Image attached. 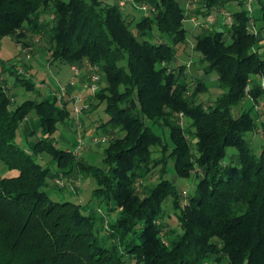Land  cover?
<instances>
[{
	"label": "trees",
	"instance_id": "trees-1",
	"mask_svg": "<svg viewBox=\"0 0 264 264\" xmlns=\"http://www.w3.org/2000/svg\"><path fill=\"white\" fill-rule=\"evenodd\" d=\"M134 1L154 9L133 30L119 4L104 0H0V39L31 51L44 42L51 64L98 67L106 85L93 97L108 115L100 128L109 136L99 165L58 146L51 135L73 119L69 94L58 100L53 90L12 107L14 86L37 88L13 63L3 65L15 78L0 80V161L18 172L0 174V264H264V123L255 152L245 137L256 128L251 110L231 112L249 79V96H264L254 82L264 76V0L253 2L257 35L247 29L244 0H196L191 11L184 0ZM230 2L240 8L229 9L226 29L218 21L194 35V61L202 72H215L223 89L204 105L196 100L207 89L204 80L188 81L185 63L173 64L176 45L187 43L184 19ZM154 26L156 42L145 38ZM30 112L47 138L25 147L15 138ZM44 155L55 169L39 161ZM170 166L178 178L196 179L184 207L180 188L166 176ZM153 169L155 184L146 181ZM78 173L96 181L97 204L50 198L45 188H59L57 176ZM166 203L178 210V230H163Z\"/></svg>",
	"mask_w": 264,
	"mask_h": 264
},
{
	"label": "rangeland",
	"instance_id": "rangeland-1",
	"mask_svg": "<svg viewBox=\"0 0 264 264\" xmlns=\"http://www.w3.org/2000/svg\"><path fill=\"white\" fill-rule=\"evenodd\" d=\"M109 4H119L121 9L124 11L128 20H132L130 27L134 30V22L139 20L147 11H144L138 7L139 3L134 0H130L125 2L123 5H120V0H104ZM145 4H151L149 2H145ZM241 6V5H240ZM238 9L240 8L237 4L232 2L228 3L226 6V10L229 9ZM231 11V10H229ZM197 16V15H196ZM198 21H204L205 16H197ZM221 21L226 22V17L221 13L215 14L214 23ZM219 22V23H221ZM223 24V28L228 27V23ZM218 25V23H216ZM215 24V25H216ZM183 26L187 30V43L183 45H176L179 56L178 59L174 61L173 64L176 63H185V73L188 81H193L194 77L201 78L204 80L207 89L200 91L196 95V100L203 103L204 105L213 104L214 100L220 95L223 89L219 86L218 81L216 79L215 72L204 73L199 70V64L194 61L198 57V53L192 49L194 43V35L199 30L201 26L195 25L194 22L188 17L183 20ZM7 38V37H6ZM145 38H148L150 41L156 42L159 39V34L154 26L151 29ZM162 40L171 41V39L167 35H163L161 37ZM38 49L34 51L24 49L21 45L12 47L11 44L3 39L0 43V80L5 77L8 81V84H12L15 78V74H9L5 71V67L3 65L9 66L13 63V69L16 72L18 71V67L21 66L23 68V63L29 67L28 78L35 82V86L37 89L29 90L25 89L21 84H17L12 88V91L15 92L13 97L12 107L19 104L25 98H41L43 96H48L54 90H59L64 88V92L69 94L71 99V116H73L72 120H68L66 122V126H62L63 123L59 125V128L51 135V138L57 140V145L63 148H71L68 147L70 144L68 141H75L77 124L75 123V111L73 110V102L75 98H81L80 103L82 104V111L80 113V129L83 134V139L85 143V148L78 154H75L77 157L81 156L83 159L92 163L94 165H99L102 159V149L104 144L93 143L91 142L90 136L93 134H97V132H101V121H105L108 118V115L103 110V104L98 105L97 99H94V93L100 88L106 85L105 79L100 77L96 81V89L91 91L89 85L91 84V70L89 69H79V73L75 74L72 67L68 64H57V63H49L48 54L44 50V42L37 43ZM40 46V47H39ZM2 59H8L5 62ZM17 64V65H15ZM16 67V68H15ZM24 69V68H23ZM27 69H24L26 71ZM27 72V71H26ZM20 75H25L24 73H20ZM261 77H256L254 82L257 84L260 82ZM69 82L71 84H69ZM252 80H248V84L245 88V95L238 104L231 107V112L233 115H238L242 111L251 110V114L256 119V128L252 131H249L245 134V137L249 139L251 147L255 152H259L261 144H262V124L264 123V96L260 97L258 101H254L249 94L247 93L249 88L251 87ZM71 85L75 90H71V93L67 92L66 85ZM260 85V83H259ZM192 84V88H193ZM43 93H42V92ZM39 92V93H38ZM39 94V96H37ZM179 122L182 125H187L188 120L181 113L178 114ZM72 123L69 126V123ZM156 131L160 132V128L158 127ZM92 133V134H91ZM104 134V133H103ZM168 134V132H167ZM109 140V136L105 134ZM66 138L65 141L63 138ZM39 138H47L44 135L39 127L38 119L33 112H30L28 116L21 122L19 126V130L16 135V142L21 146H29L35 140ZM73 145V144H72ZM234 151L233 148L228 147L227 152L232 153ZM39 161L46 165L49 164L52 169H55V165L49 161V157L44 155V157L40 158ZM17 170H8L0 161V174L1 175H15L17 174ZM167 178L176 182L178 188V201L181 207H184L187 203L188 194L192 193L195 188V178H178L176 174H174V170L172 166L168 168V172L166 174ZM158 178V170L153 169L151 173L148 175V182H152L155 184ZM140 180L137 181V183ZM54 183L57 184L59 188L55 189L52 186H47L45 189L49 194L51 199L54 200H64L69 199L71 201L79 202L82 205L89 206L90 204H97L98 200L91 198V191L94 187L97 186L96 181L93 177L83 174L70 175V176H57L54 179ZM51 184V182H50ZM140 189V186H139ZM89 202V204H88ZM104 206H102V211ZM165 214L164 220L167 223V226H164L163 230H166L168 227H171L175 230H178L177 220H176V212L178 210L171 203H166L164 205ZM114 213V212H113ZM112 213V215H114ZM209 264V263H208Z\"/></svg>",
	"mask_w": 264,
	"mask_h": 264
},
{
	"label": "built area",
	"instance_id": "built-area-1",
	"mask_svg": "<svg viewBox=\"0 0 264 264\" xmlns=\"http://www.w3.org/2000/svg\"><path fill=\"white\" fill-rule=\"evenodd\" d=\"M130 1V0H120V5H123L125 2ZM253 2L254 0H244V7L247 10L250 19L248 21L247 29L249 32L253 33L254 35L258 34V28L255 24L254 20V7H253ZM196 5V0H184V7L186 8L187 11H191ZM138 7L144 11H147V13H150L153 11L154 7L150 4H145V2L139 3ZM146 13V14H147ZM217 13H221L226 17V20L228 24L231 23L232 21V14L229 10H226L225 8H221ZM215 14L216 13H209L208 15L205 16L204 21H198L197 16L195 14L190 15V19L194 22L195 25L199 26H204V27H210L214 23L215 19ZM75 74L79 73V69L77 67L72 68ZM88 69L91 70V84L89 85V88L91 91H94L96 89V81L99 79V72H98V67L97 66H92L88 65ZM18 71L21 73H24L25 75H28V72L24 71V69L19 66ZM260 87L264 89V76L260 78ZM58 100L61 98V96L64 94V88L55 90V93ZM81 98L77 97L75 98L73 102V110L75 111V123L77 124V131H76V138L74 144L71 146V151L73 154H78L80 153L84 148H85V143L83 139V134L80 129V113L82 111V104L80 103ZM91 142L93 143H98V142H105L107 140V136L104 135L101 132H97V134H93L90 137Z\"/></svg>",
	"mask_w": 264,
	"mask_h": 264
},
{
	"label": "crops",
	"instance_id": "crops-1",
	"mask_svg": "<svg viewBox=\"0 0 264 264\" xmlns=\"http://www.w3.org/2000/svg\"><path fill=\"white\" fill-rule=\"evenodd\" d=\"M3 39H6V40L11 44V46L15 48V44H14L13 40H11L9 37H7V38H6V37H3V38L0 39V43L2 42ZM29 67H30V65H29ZM15 68H16V67H15ZM28 70H29V69H27L26 71L29 72ZM69 84H71V83L69 82ZM69 84L66 85V88H67V92H68V93H71V90H75L76 88H74L73 86H71V85H69ZM41 92H42V91H41ZM42 93H43V92H42ZM62 126H65V127L67 128V126H66L65 124H63ZM63 139H64L65 141H67V139H66L65 137H64ZM54 140H55V143L57 144V140H56V139H54ZM68 142L70 143V144L68 145V147H71L72 144H74L75 141L72 140V141H68ZM66 148H67V147H66Z\"/></svg>",
	"mask_w": 264,
	"mask_h": 264
}]
</instances>
